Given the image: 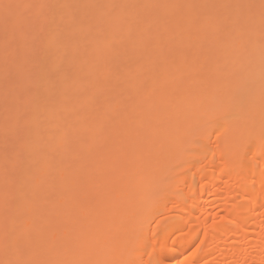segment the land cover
Listing matches in <instances>:
<instances>
[{
  "label": "bare ground",
  "instance_id": "obj_1",
  "mask_svg": "<svg viewBox=\"0 0 264 264\" xmlns=\"http://www.w3.org/2000/svg\"><path fill=\"white\" fill-rule=\"evenodd\" d=\"M261 3L0 0V264H264Z\"/></svg>",
  "mask_w": 264,
  "mask_h": 264
},
{
  "label": "snow or ice",
  "instance_id": "obj_2",
  "mask_svg": "<svg viewBox=\"0 0 264 264\" xmlns=\"http://www.w3.org/2000/svg\"><path fill=\"white\" fill-rule=\"evenodd\" d=\"M3 8L6 10V12L14 7H17L16 5H12V4H8V3H5L2 5ZM261 8L262 10H264V0H262V3H261Z\"/></svg>",
  "mask_w": 264,
  "mask_h": 264
}]
</instances>
